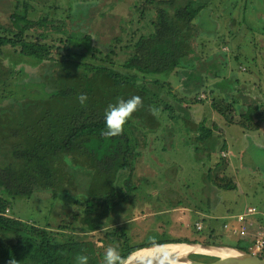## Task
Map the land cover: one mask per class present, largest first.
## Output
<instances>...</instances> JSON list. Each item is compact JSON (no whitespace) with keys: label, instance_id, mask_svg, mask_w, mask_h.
I'll return each instance as SVG.
<instances>
[{"label":"trees","instance_id":"obj_1","mask_svg":"<svg viewBox=\"0 0 264 264\" xmlns=\"http://www.w3.org/2000/svg\"><path fill=\"white\" fill-rule=\"evenodd\" d=\"M31 1L17 0L10 24L0 23L1 56L9 46L24 58L50 63L40 82L44 91L38 97H24L16 106L9 104L14 107L0 106V264H9L12 259L17 264H74L78 254L88 256L89 264H104V252L109 246L128 258L140 248L162 243L223 244L211 225L202 241L162 239L133 245L123 225L108 230L112 214H118L121 204L132 202L141 187L139 182L147 181L138 176V163L151 138H157L163 127L161 118L148 111L153 106L150 95L158 96V90L166 87L173 93L169 76L174 72L181 74L178 69L195 51V20L204 5L196 6V0H135L138 22L148 19L153 30L126 46L127 57L122 69H118L115 56L119 55L117 49L122 50L118 48L120 35L111 38L109 50L104 53L95 46L91 32L77 35L75 26L69 27L65 19H57L55 5L33 17L31 10L35 6ZM71 11V7L66 9V18H71ZM3 61L0 59V85L12 72ZM71 65L76 69L69 70ZM81 93L89 98L84 106L77 99ZM135 95L142 98L144 107L134 113L122 136L105 140L100 133L106 127L107 106L116 103L118 97L128 99ZM213 104L229 123L236 122L248 130L258 129L264 121L261 105L252 119L249 116L254 107L248 105L237 120L233 117L235 100L227 103L226 98H217ZM197 131L192 144L200 146L194 149L200 150L209 141L203 150L212 153L214 128L200 124ZM75 169L90 177L81 217L74 210L70 222L61 221L55 229L50 224L39 225L7 213L12 209L11 199L29 198L37 190L49 192L54 198L69 196L70 186L75 185ZM212 175L218 190L237 187L233 175L210 167L205 178L212 180ZM256 230L246 225L243 237L233 246L249 241L250 245L242 247L252 253ZM98 232L106 235L103 239L109 241L108 246L97 245L101 239ZM258 256L264 258L262 253Z\"/></svg>","mask_w":264,"mask_h":264},{"label":"rangeland","instance_id":"obj_2","mask_svg":"<svg viewBox=\"0 0 264 264\" xmlns=\"http://www.w3.org/2000/svg\"><path fill=\"white\" fill-rule=\"evenodd\" d=\"M16 1L0 0V23L10 24ZM31 2L35 18L55 5L57 19L75 26L77 35L91 32L95 46L104 53L109 50L111 38L120 35L118 48L122 50L117 49L119 55L115 56L118 69H122L127 57L126 46L153 30L148 19L138 22L135 0ZM198 5L204 6L195 20V51L178 69L181 74L169 76L173 93L166 87L158 90V96L150 95L153 106L160 109L163 127L157 138H151L138 163V176L147 181L139 182L141 187L133 201L121 204L118 214L113 213L108 223V230L123 225L132 245L162 239L202 241L210 225L215 227L220 242L236 245L238 236L223 229L225 218L251 205L264 209V122L259 123V129L248 130L229 123L213 104L217 98H226L227 103L235 100L233 117L237 120L243 103L245 109L248 105L254 107L250 119L260 112V105L264 107V0H196ZM70 7L71 18H66ZM4 49L0 59L12 72L0 85V106H16L24 97H38L44 91L40 82L50 63L24 58L9 46ZM75 69L73 65L69 67ZM200 124L214 128L215 148L211 155L203 150L209 141L200 150L194 149L199 144H192ZM210 167L235 176L237 187L218 190L213 185V175L212 180L205 178ZM73 173L75 185L70 186L69 196L54 198L49 192L37 190L29 198L11 199L9 215L39 225L50 224L55 229L61 221L68 224L74 210L81 217L90 177L77 169ZM117 194L121 196L119 190ZM176 203L179 205L174 206ZM197 221L203 223L201 232L196 228ZM97 235L106 237L101 232ZM101 239L97 245H109L108 240Z\"/></svg>","mask_w":264,"mask_h":264},{"label":"water","instance_id":"obj_3","mask_svg":"<svg viewBox=\"0 0 264 264\" xmlns=\"http://www.w3.org/2000/svg\"><path fill=\"white\" fill-rule=\"evenodd\" d=\"M245 245H250V242L243 241L240 247L202 242H169L140 248L126 259L128 264H264V258L246 251L242 247ZM143 251L152 254L144 259L137 258ZM196 255L216 258L205 261L197 259Z\"/></svg>","mask_w":264,"mask_h":264},{"label":"clouds","instance_id":"obj_4","mask_svg":"<svg viewBox=\"0 0 264 264\" xmlns=\"http://www.w3.org/2000/svg\"><path fill=\"white\" fill-rule=\"evenodd\" d=\"M81 106L88 102V95L81 93L77 97ZM144 107L140 96L135 95L128 99L117 98L116 103L109 104L105 110L104 118L106 127L101 131V136L105 140L122 136L126 124L133 118L134 113ZM148 111L153 116L158 117L160 109L149 106ZM9 264H17L15 259L9 261ZM74 264H89V258L86 255L78 254L75 257ZM104 264H128L127 259L122 257L120 252L114 247H107L104 252Z\"/></svg>","mask_w":264,"mask_h":264},{"label":"built area","instance_id":"obj_5","mask_svg":"<svg viewBox=\"0 0 264 264\" xmlns=\"http://www.w3.org/2000/svg\"><path fill=\"white\" fill-rule=\"evenodd\" d=\"M225 156L227 155L225 154ZM8 212L9 210H7V213ZM259 218L264 219V209L251 205L241 213L227 216L223 222V229L238 235L246 225L256 227L257 230L254 234L253 253L258 255L264 252V223H260ZM196 228L198 231H202L204 228L203 223L197 221Z\"/></svg>","mask_w":264,"mask_h":264},{"label":"crops","instance_id":"obj_6","mask_svg":"<svg viewBox=\"0 0 264 264\" xmlns=\"http://www.w3.org/2000/svg\"><path fill=\"white\" fill-rule=\"evenodd\" d=\"M228 89H225V91H227ZM264 104V103H263ZM259 105V104H258ZM245 107H246V105L243 103L242 104V106H241V112L243 111V112H245ZM240 115V114H239ZM239 115H238V118H239ZM235 119H237V118H235ZM264 122V121H263ZM236 123V122H235ZM259 129V128H258ZM259 208V207H258ZM233 221V220H232ZM259 222L261 223V222H263L264 223V219H260L259 218ZM228 232H230V231H228ZM231 233V232H230ZM245 232H241L240 234H238V235H236V234H234V235H236V236H238V238H239V240L243 237V234H244ZM233 234V233H232Z\"/></svg>","mask_w":264,"mask_h":264},{"label":"bare ground","instance_id":"obj_7","mask_svg":"<svg viewBox=\"0 0 264 264\" xmlns=\"http://www.w3.org/2000/svg\"><path fill=\"white\" fill-rule=\"evenodd\" d=\"M152 254L151 252L149 251H143L139 254V256H137V258H140V259H144L146 256ZM178 264H183V263H178Z\"/></svg>","mask_w":264,"mask_h":264}]
</instances>
